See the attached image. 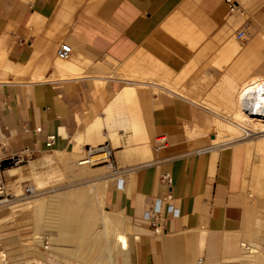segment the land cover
<instances>
[{
    "label": "crops",
    "instance_id": "obj_1",
    "mask_svg": "<svg viewBox=\"0 0 264 264\" xmlns=\"http://www.w3.org/2000/svg\"><path fill=\"white\" fill-rule=\"evenodd\" d=\"M222 8L221 0H0V149L49 152L78 174L82 149L112 142L114 171L91 169L101 176L91 180L118 176L110 201L130 222L133 264H215L218 246L203 260L175 244V235L235 232L246 222L238 153L213 140L240 85L264 75V57L259 40L232 41ZM220 33L221 43L208 46L207 36ZM62 43L71 54L59 65ZM193 124L198 133L215 132L210 145L186 138ZM158 135L166 147L151 151ZM156 203L162 234L146 219ZM203 240L201 232L198 247Z\"/></svg>",
    "mask_w": 264,
    "mask_h": 264
},
{
    "label": "rangeland",
    "instance_id": "obj_2",
    "mask_svg": "<svg viewBox=\"0 0 264 264\" xmlns=\"http://www.w3.org/2000/svg\"><path fill=\"white\" fill-rule=\"evenodd\" d=\"M221 1L223 6L222 23L228 21L232 25V41L241 45H246L250 41L257 39L262 44V54L264 57V0H236L240 4L239 11H230L226 4V0ZM240 30H245L249 36L242 40L237 39L236 34ZM221 38V33L212 36L208 35V46H218L221 43ZM1 79L2 77L0 80ZM180 95L182 96V94ZM206 117L210 118L211 115H206ZM198 126V124H193L191 126L192 130L187 133L186 138L193 139L201 137L210 145V138L215 132L211 131L209 134L198 133ZM160 136L163 135H158L157 137ZM253 136L256 135L253 134ZM251 137L252 136L245 137L241 140L242 142L238 144H229L225 146L234 148L238 153L240 191L244 195L246 201V222L235 232L220 230L210 231L206 228L178 232L175 235V244L179 246H190V248L194 250L196 258H202L203 260L209 259L208 253L210 247L218 246L217 252L219 254L211 259H223L220 264H239L240 260L235 258L239 255V245L241 243L249 244V242H254L259 253L253 257H246V262L247 264H264V160L261 162L253 153L250 154L251 156H245V164H247L245 166V171L242 166L243 157L241 150L246 141ZM98 143L99 141L91 143L90 151H94L96 148H105V150L109 152V156L106 154L101 155L94 158L91 163L79 165V161L85 159L88 155V148L87 150L82 149L78 157H76L75 165L78 174H73L67 170L65 165L59 160H56L55 156L51 155L49 152H43L38 156L25 159L24 162L15 166V168L24 167L28 165L30 161L38 157L46 158V162L52 163L48 165L49 168L46 166L43 170L40 169V172L36 173L37 175H33V177L28 175L24 178L18 177L16 180L10 181L7 180L4 171V182L10 190V193L14 194L16 197L20 196L24 188L27 187L32 191V194L26 200H15L10 206L0 209V253L2 252V254L5 255V258H2L3 260L0 264H79V262H81L77 247L82 244L83 239L77 238L71 241L62 239L59 235L58 228L61 214L68 215L75 211V214L82 218L81 207L76 204H71L68 206V211H66L62 208V204L53 202L56 194L51 192V195V193H49L54 189L70 185H76L69 189L70 191L83 189L91 196L89 201L91 218L88 222H95L94 232L97 233L98 237L100 236L99 239L102 242L104 240L102 246L103 252L107 255L106 264H113V262L115 264H133L132 252L130 250V241L132 237L129 228L130 222L124 217L122 212L115 210L110 201L112 190L115 186V178L118 176L116 175L104 181L97 180L92 185L82 184L93 178L101 177L97 174V171L94 173L91 172V169L110 165L111 172L114 171L115 159L113 152L116 150L114 151L113 143H110L111 146H109L108 143L101 145H98ZM149 145L152 151L155 147V141L150 142ZM116 146H119V144ZM123 147L124 146H122V150L124 149ZM45 155L47 156L44 157ZM123 156L124 158H132L135 157V154L133 152L124 153ZM101 159H103L104 162H97ZM39 179L44 181L42 186H40ZM98 185L102 186L101 193L97 195L93 194L91 188ZM46 192H48V194ZM42 193L46 194H43L44 196L40 195ZM36 195L43 196V199H45L47 203L50 202V204L52 203L53 205H48L43 210L42 214L37 217L30 211L16 210L21 207V203L30 202L38 197ZM106 219H109L107 224L110 226V232H107L109 231L108 229L106 233H104L103 223L104 221L106 222ZM117 231H124L126 233L128 242L126 250H120L114 242V234ZM201 232H204V242L202 247H198L197 237ZM34 236H39L42 243L45 244L44 246H48V249H43L41 244L35 242L32 239ZM188 236L196 237V241L191 243L182 241V239ZM179 238H181V240ZM229 242L232 244L235 242L237 248L234 250H225ZM231 247L234 248V246Z\"/></svg>",
    "mask_w": 264,
    "mask_h": 264
},
{
    "label": "bare ground",
    "instance_id": "obj_3",
    "mask_svg": "<svg viewBox=\"0 0 264 264\" xmlns=\"http://www.w3.org/2000/svg\"><path fill=\"white\" fill-rule=\"evenodd\" d=\"M233 10H237L235 3H234V9ZM229 53L227 52V54H229ZM224 56H226V54ZM66 59L58 60V64L62 65L63 64L62 60H66ZM229 59H230V57H229ZM227 62H228V60H227ZM212 67H214V66H212ZM63 68L65 69L66 67L64 66ZM212 107L213 106H211L210 109H212ZM215 113H216V111H215ZM221 115H224L223 120L221 122H217V121L215 122L216 123V129H217L215 131H217L216 132L217 135H216L215 139L213 140V144H220V145L236 144V143L242 142L241 140L244 139L245 137L252 136L243 145L245 156H249L250 154L254 153L255 156H257V158L260 159L262 162V160H264V75H256V76L250 77L242 85H240V88L236 92V95L234 97V101L232 102L231 109L225 111L224 114L221 113ZM207 122H209V121H207ZM207 129H208V127H207ZM253 134H255L256 136H253ZM162 139L163 138L158 139L159 142L160 141L163 142ZM98 151H100V150H98ZM101 155H105V153L90 156L89 159L93 160L94 158L99 157ZM46 156L47 155H45L44 157H46ZM49 164H52V163L46 162V158L38 157V158L30 161L28 163V165H26L24 167L15 168V166H16L15 165V166L6 168L4 171H5L7 180L11 181L14 179L16 180L18 177L24 178L28 175H31L33 177V175L40 172V169L43 170ZM78 164L81 165V164H86V163L83 159V160L79 161ZM246 165L247 164H245V166ZM48 168H49V166H48ZM94 182H96V181L91 180V181L84 182L82 184L83 185L84 184H91L92 185ZM39 183L41 184L40 186H42L44 181L41 179L39 181ZM73 186H76V185L65 186V187H62L59 189H54V190L49 192V193L53 192L56 194V196L54 195L55 200L54 201L51 200V201L62 204V208L64 210L68 211L69 205L76 204V205H79L81 207V212L83 215V217L80 218V217H78V215L75 214V211H73L71 214H68V215L67 214H61L60 222L58 223L59 235L62 239H66V240H70V241L77 239V238L83 239L82 244H80L77 247V252L79 253V257L81 258V262H79V264H106L107 255H106V253L103 252V246H102L104 240L102 242L99 239L100 236L98 237L97 233L94 232V227H95L94 223L95 222H88V220L91 218V210L89 207V201H90L91 196L88 194L87 191H85L83 189H77V190L70 191L69 189L73 188ZM91 189H92L93 194L97 195V194L101 193L102 186L98 185V186L92 187ZM46 193L48 194V192H46ZM46 193H42L40 195H43ZM38 195H36V196H38ZM51 195H52V193H51ZM43 196H38L30 202L21 203L20 204L21 207L17 208L16 210L17 211H19V210L20 211L21 210L26 211L27 210L28 212L29 211L32 212L33 215L36 217L40 216V214H42L43 210L48 205L49 206L53 205L52 203L50 204L49 201H48L49 203H47V201L45 199H43L44 198ZM107 222H109V219H106V222L104 221V223H103L104 233H106V231L110 227V226H108ZM115 223H117V222H115ZM107 232H110V229ZM159 234H162V233H159ZM32 239L35 242L41 244L43 249H48V246H44L45 244L42 243L41 238L39 236H34ZM113 239H114V242L117 244V246L120 250H126L127 249L128 242H127V237H126L125 232L117 231L114 234ZM251 243H254V242H249V244L241 243L239 245V255H237V257H235V258L240 260L239 264H247V262H246L247 260L245 259L246 257H251V256L253 257L259 253V251L257 250V247L255 246V243L254 244H251ZM231 246H234V248H232ZM235 248H237L236 243L234 242L232 244L231 242H229L227 244V247L225 250H228V249L234 250ZM2 258H5V255L2 254V252H1L0 253V262L3 260ZM221 260L222 259H220L218 262L216 261V263L214 261V263L220 264ZM31 261H33V260H31ZM113 264H115V263L113 262ZM196 264H209V263L206 261L205 262L200 261V262H197Z\"/></svg>",
    "mask_w": 264,
    "mask_h": 264
},
{
    "label": "built area",
    "instance_id": "obj_4",
    "mask_svg": "<svg viewBox=\"0 0 264 264\" xmlns=\"http://www.w3.org/2000/svg\"><path fill=\"white\" fill-rule=\"evenodd\" d=\"M226 4L230 11L234 9V1L232 0H226ZM249 35L245 30H240L236 34L237 39H244L247 38ZM71 54V48L68 44L62 43L56 50V57L59 59H66ZM40 129L36 128L34 132H39ZM163 136L157 137L155 140V147L154 150H160L164 147H166V142H159L158 139H161ZM158 140V141H157ZM54 143V136L49 135L46 137L45 146L46 148H50ZM100 150V151H98ZM95 151V152H94ZM90 151V148H88L87 157L84 159L85 163H91L92 160L89 159L90 156L97 155L98 154H104L105 148H96V150ZM109 156V152L106 151V153ZM33 156L30 155L28 150H22L19 153H6L3 152L0 149V209L6 208L14 203L15 200H26L31 194L32 191L29 188H24L23 192L20 196H15L14 194L10 193V190L6 186L3 178L4 170L8 167L15 166L17 164H20L24 162L25 159L31 158ZM97 162L101 163L104 162L103 159L98 160ZM119 187V185H117ZM167 199H170L168 196ZM167 213L171 214L172 216H177L178 211L173 208L171 205H167L166 208ZM147 223L150 228V230L155 233L159 234L163 232V221L164 217L162 214V208L159 203L154 204L149 211L147 212Z\"/></svg>",
    "mask_w": 264,
    "mask_h": 264
}]
</instances>
